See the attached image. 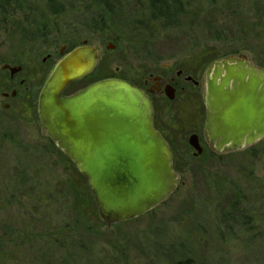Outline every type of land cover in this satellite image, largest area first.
<instances>
[{"label":"rangeland","instance_id":"374dc122","mask_svg":"<svg viewBox=\"0 0 264 264\" xmlns=\"http://www.w3.org/2000/svg\"><path fill=\"white\" fill-rule=\"evenodd\" d=\"M44 1L0 0V264H264V140L229 154L207 142L201 156L187 143L191 133L204 140L208 66L233 52L255 65L263 55L264 0H182L172 28L153 22L147 0H114L110 18L93 0H58L56 15ZM83 44L98 50L96 71L69 93L107 76L170 80L180 69L181 80L198 82L184 84L183 102L156 105L164 128L175 129L178 188L154 211L114 227L100 220L86 180L37 114L46 70L62 48ZM4 65L20 72L10 78Z\"/></svg>","mask_w":264,"mask_h":264},{"label":"water","instance_id":"95a60500","mask_svg":"<svg viewBox=\"0 0 264 264\" xmlns=\"http://www.w3.org/2000/svg\"><path fill=\"white\" fill-rule=\"evenodd\" d=\"M97 56L83 44L53 67L39 94L38 117L50 142L86 180L100 220L114 227L168 201L180 177L153 128L150 99L136 86L110 78L63 95L94 72ZM19 71L10 69L11 75ZM204 106L213 150L227 154L257 144L264 139V69L243 54L215 61L204 74Z\"/></svg>","mask_w":264,"mask_h":264},{"label":"flooded vegetation","instance_id":"af4514ba","mask_svg":"<svg viewBox=\"0 0 264 264\" xmlns=\"http://www.w3.org/2000/svg\"><path fill=\"white\" fill-rule=\"evenodd\" d=\"M62 49H64V48H62ZM71 51H69V52H71ZM69 52H66L65 49L63 50L62 54H61V52H59L60 53V56H61L60 60L67 53H69ZM97 63H98V60H97ZM5 67H8V68L7 69H4ZM53 67L49 71L47 77L49 76V74L52 71ZM10 69H13V68L10 67V66H8V65H4L2 67V70L9 71L10 78H12L16 74L11 75ZM182 75H183V70L180 69L176 73V75L173 78H171L170 80H167L164 76H160V75L153 76V75H150L149 78H148V80H145V81H143L142 83H139V84H136L135 81H132V82L131 81H127V82L133 84L134 86H136L141 91H143L146 94V96L150 99V102H151V105H152V125H153V128H154L155 131H157L161 135V137L164 139V141L167 143L168 147L170 148V151H171V154H172V157H173V165H174V163H176V160H175L174 155H173V152H172V146H171V144H172V142H171L172 136H171V134L169 136V131L170 130L175 131V129H173V128L172 129H165L164 128V125L161 123L160 119H158V116H157V113H156L157 112L156 105L158 103H161V102H169V103H173V102H176V101L177 102H180V101L183 102L185 91H188L189 90V88H187L185 90V88H184L185 85L186 84H192L194 87L198 86V82L194 81L191 76H185L181 80ZM47 77H46V79H47ZM88 78H86V79H88ZM78 82L80 83L81 81H78ZM78 82H77V84H78ZM92 83H94V82H92ZM92 83H90V84H92ZM20 85H22V82L20 83ZM69 86L63 91V95L64 96H70V95L76 93L77 91H79L81 89H84L88 85L82 86V88L76 89L75 91L73 90L70 93L67 90L69 88L73 87V86L72 85L70 87ZM11 96L14 97L15 96V93L12 92ZM169 96H171V99L169 98ZM3 97L4 98H7L8 95L7 94H3ZM38 98H39V96H38ZM37 114H38V100H37ZM205 117H206V111H205ZM205 121H206V119H205ZM190 137H194L195 138V140H193V141L197 145V147L200 148V153L199 154L196 153L195 149L192 146H190V144H189V138ZM189 138L187 140V143L194 150V152H195L194 153V156H201L202 154H204L205 147H206L207 142H208L207 139H206V135H205V124H204V130H203V138H204V140L199 139V136L196 135V134H194V133H191L190 136H189ZM263 140H261V141H263ZM260 142H258L257 144H259ZM257 144H255V145H257ZM255 145H253L251 147H248V148H245V149L248 150V149L254 147ZM227 154H229V153H227ZM237 191L238 190H236V192ZM239 197H240V195H239Z\"/></svg>","mask_w":264,"mask_h":264},{"label":"trees","instance_id":"16d2710c","mask_svg":"<svg viewBox=\"0 0 264 264\" xmlns=\"http://www.w3.org/2000/svg\"><path fill=\"white\" fill-rule=\"evenodd\" d=\"M147 2H148L147 12L151 16L152 20H154L153 22H155L156 20H159L156 22L163 21L162 25H164L166 27H171V28L179 26L178 25L179 24V22H178L179 17H180V15L184 14V12H185L184 11L185 8L183 7L182 0H147ZM44 3L46 4V7L48 8V10L53 15L59 14L60 10H62L61 7L58 6V4H59L58 0H45ZM92 3L94 5L101 7L103 9L104 16H106L107 18H110L111 16H115V13L118 9L117 4L114 0H93ZM99 19H101V18H99ZM104 19H105V17H104ZM100 21L103 22L102 19ZM43 27L45 28V25H43L42 28ZM101 28L103 29L104 26L99 27V29H101ZM259 49H260L259 47H254L253 51L258 52ZM241 50L247 51V52L252 51L251 47H246V48L241 49ZM260 53H262L263 55L257 54L256 56L253 57V61L256 62L257 65L253 64L252 62L251 63L253 65H255L256 67L264 69V50H262V52H260ZM230 54H232L230 56H236V54H238V53L233 52ZM230 56H228V57H230ZM51 68H52V65H51L50 69L46 70L47 72L43 75V80L41 82L42 85H43L49 71L51 70ZM93 75H94V73L88 79L83 80L81 82H88L89 80H91L94 77ZM108 78L109 77L107 76L105 79H108ZM76 84H77V82L73 83L71 85L75 86ZM175 167H176V163H174V168ZM186 262H187V264L189 263V261H186Z\"/></svg>","mask_w":264,"mask_h":264}]
</instances>
